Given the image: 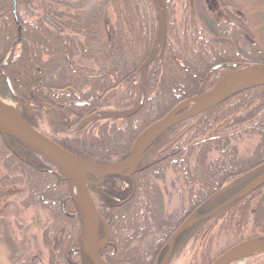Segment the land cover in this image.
<instances>
[{"label": "trees", "instance_id": "obj_1", "mask_svg": "<svg viewBox=\"0 0 264 264\" xmlns=\"http://www.w3.org/2000/svg\"><path fill=\"white\" fill-rule=\"evenodd\" d=\"M162 1L161 10L157 0H16L15 24L10 0H0V31L7 33L0 39V64L15 96L1 78V97L17 99L20 115L26 118L29 113L42 116L40 111L48 105L58 111L63 126H73L86 117L84 125L73 133L63 135L56 128L55 135L47 137L82 159L106 165L127 157L128 145L135 139L130 143L135 117L144 104L151 109L147 102L155 99L160 88L165 91L162 99L170 97L164 110L171 108L170 112L204 92L201 86L211 66H219L218 75L233 69V64L236 68L258 65L264 71V0H258L261 8L254 3L248 8L246 0H219L225 13V19L219 21L203 6L204 0H184L185 16L179 18L168 0ZM108 5L114 13L112 24ZM26 13L32 21L23 18ZM175 40H182L188 51L179 54ZM153 51L155 56L149 61ZM154 61L165 65L158 75L150 71ZM142 86L144 99L137 107ZM189 88H194L193 92L186 91ZM75 100L87 103L75 105ZM60 104H69L70 109ZM72 113L77 118L70 122L67 115ZM160 114L162 118V111ZM120 133L125 135L118 140L116 134ZM4 135L9 146L0 133V161L5 169L0 190L22 186L26 194L20 204L40 205L55 219L42 231L46 263L88 264L82 262L78 251L80 214L67 179L38 151L9 132ZM251 137L255 143L241 156L239 143ZM169 170L179 182L177 194L187 197V208L179 214L163 213L166 220H161L165 216L146 219L145 208L161 205V191L156 187L165 182ZM87 178L94 182L90 193L108 232L98 252L111 264H129L117 248L135 228L146 227L147 231L150 225L159 227L158 242L162 244L151 264H160L173 234L168 230L179 226L183 215L192 220L171 240L173 246L189 228L212 218L220 219L221 226L239 236L233 245L264 241V181L258 183L264 180V85L240 89L168 128L145 148L133 175L104 176L99 183L95 177ZM243 189L247 191L238 199L216 210ZM54 193L55 204L41 201V196L54 199L48 197ZM10 227L8 218L0 216V238L9 248L11 264H40L35 256L24 253ZM151 234L147 231L145 238ZM216 258L209 257L202 264H211ZM149 263L148 258L136 262Z\"/></svg>", "mask_w": 264, "mask_h": 264}, {"label": "rangeland", "instance_id": "obj_2", "mask_svg": "<svg viewBox=\"0 0 264 264\" xmlns=\"http://www.w3.org/2000/svg\"><path fill=\"white\" fill-rule=\"evenodd\" d=\"M70 1H72L73 3H76L77 0H70ZM183 1L184 0H168V2L170 3L169 5L173 6L175 10V15L177 18H179V16L181 15L185 16L184 13L182 12V6H183L182 2ZM246 1L247 3L245 4H247L248 8L250 7V5H252V3H254V7L261 8L262 6L258 0H246ZM219 4H220L219 0H204V5H203L207 8V11L209 12V14L210 15L212 14V16H215L218 21L221 19H225V13L221 5ZM161 8L163 9V5ZM108 9H109V18H110L109 21L112 24L114 22V13L112 12L110 5H108ZM25 15H23L24 19L29 20V21L33 20V18H31L27 13ZM14 23L16 24L18 22H15L14 20ZM262 24H264V19H263ZM169 26H173V24L169 23ZM1 27L3 26H0V30H2ZM3 33L4 32L0 31V35H3V36H0V39L3 38L5 34H7L6 32L4 34ZM168 34H169V31H168ZM168 39L173 40L172 37L170 38V35ZM182 40L173 41V43L175 44L174 46L178 49H181L179 50V54H183L184 52L188 51V50L183 49V48H188V47L183 45ZM168 44L166 45V47H164V50H167V47L169 46ZM205 47H206V44L203 42L201 49L205 51ZM43 57H46V55L44 54ZM226 59L228 60V58ZM153 64L154 65H151L150 67V71L152 72L154 71L157 75L160 73V69L164 68L165 66L163 64L158 65L157 62L155 61ZM207 72L209 73L205 77V80L203 81L202 86H201V89H203L204 92H206L208 88L212 85V83L214 84V82L218 79V77L222 75V74L218 75L219 72L217 71V69L214 71L212 66H211V71L208 70ZM162 78L163 77H161L160 81H162ZM178 81L180 80L178 79ZM236 84L239 85V83H236ZM190 87L192 88V85ZM160 90L157 93H155L157 94V96L155 97L154 100H152V102L151 101L147 102V104L151 103L149 104V106H151V109L150 110L146 109V106L144 104L143 107H141L142 109L138 112L137 116L135 117L136 118L134 121L135 126L131 128V130L129 131L130 143L133 137L135 138L137 137L138 133L142 132L145 128H147L152 123L161 119L159 117V115L161 116L160 114L161 111L164 117L165 114L171 109L170 108L164 111L166 107V103L170 101V97L167 100L163 98L165 100L164 101L162 97L164 96L165 91H163L164 89H162L161 91ZM188 90H190V88L186 89V91ZM193 90L194 88L191 89L190 91L193 92ZM201 94L193 96V97L200 96ZM0 100L2 101L4 99H0ZM5 100H9L11 104H14L15 106H17L18 114H20L21 108L18 102H14L10 100L9 98H6ZM190 104H186L185 105L186 108H188ZM44 110L45 111L43 110L40 111L44 113L42 114V116L38 117L35 114V117H33L32 120H30L29 122H32L34 124L33 127L40 133L42 134L45 133L47 134V136L48 135L54 136L55 135L54 130L57 128V125L55 123L54 118L52 119V111L51 110L49 111L46 108ZM127 133L128 131L126 132V134ZM116 135H118L117 139L121 140V138H123L122 136H124L125 134L120 133ZM254 143H255L254 137L245 138L238 145L239 154L241 156H246L250 152ZM6 145L9 146V143ZM112 145L116 146L115 144H112ZM130 147H131V144L128 145L129 150H130ZM4 175H5V169L2 165V162L0 161V178L3 177ZM158 184L159 186L156 187V190L161 191L160 194H158V196L159 195L160 197L162 196L163 200H161V205L159 206H156V205L154 207L151 206L150 201L147 204H145L146 206L148 205L151 206V207L148 206L149 209L145 208L144 206V208L146 209L145 211V213L147 214L146 216H148L146 217V219L148 218L150 219L152 217L155 218V217H160V216H165V215L168 216L172 214L182 213V209L185 210L187 208V204H186L187 197L185 194H183L184 192L182 193L183 195H180V196L177 194V192H179L180 185H179V182H177L175 179V173H173L170 170L167 171L165 182L162 181V182H159ZM228 186H229V183L227 184L226 187L229 188ZM25 194H26V191L24 190V188H22V186H19V185H15L13 187L9 186V187H5L1 189L0 190V216H5L10 221L11 233L13 237L18 241L24 253H27L30 256H35L40 261V264H47L46 262L48 259V252L42 242L43 241L42 231L44 230L45 226L47 227L50 224L53 225L55 223L54 222L55 219L51 216V211H49V209L41 207L40 205H32L31 207L30 206L23 207L20 204V198L23 197ZM71 195L77 207L75 198H77L78 196H81L79 189L76 187L73 188V190L71 189ZM48 197H51L54 199H51V200L49 198L45 199L41 196V201L42 202L50 201V203L52 204H55L56 201H58L56 200L57 198H56L55 193L52 195L48 194ZM150 208L152 209L151 211H150ZM70 209L71 208H68L67 210L71 212ZM69 211H68V214H70ZM166 216L164 217V219H161V220H166L165 219ZM189 217L190 216L185 217V215L181 216V218L183 219L182 222H180L181 224H179V226H176V227H172V228L170 227L168 231L170 232L173 231L174 233L179 228L182 229L185 226L182 224L184 223L186 224L187 223L186 220L190 219ZM163 222H160V226L163 225ZM221 222L222 221L220 219L214 220L212 218L208 222L206 221L204 223L197 224V226L192 227V229L189 228V230L186 231L185 233L186 236L182 238L178 244L173 246V244H171L170 242L171 245L169 246L167 245L169 249H167V252L162 256L161 263L164 262L165 264H202V262L205 259L207 260L209 257L215 258V257L220 256L221 253L225 252L226 250L234 246L233 242H235L237 238L239 237L233 232L227 230V227L221 226ZM94 223H95V220H94ZM158 228L159 227L157 226L150 225L147 231H150L152 234L151 236H147L146 238H145L146 235H144L147 232L146 227H142L138 229L135 228L133 233H129L131 234L130 236L127 234L128 240L127 239L125 240L126 243L125 244L122 243V246L120 245V247L117 248L118 253L122 252V256L125 258L124 260L127 261V263L129 264L130 263L132 264L134 262H135L134 264H136V262H143L144 259L146 258L150 260L149 264H151L153 262L152 260H154V258L157 256L158 249L162 248L161 247L162 244L160 243L161 244L160 245L158 242L161 239L160 238L161 234L159 233V231H157ZM97 229H98L96 233L97 237L100 238L101 240H104L105 238L104 225L99 224V228ZM123 235H126V234H123ZM123 235H122V238L124 237ZM130 239L132 240V242L130 241ZM121 242H124V240L122 239ZM97 244H101V242L98 241ZM172 247H174V249ZM263 263H264V254L262 253L258 254V250L254 249L253 247L246 246L244 249L238 251L235 255L227 259L223 264H263ZM0 264H11V261L9 259V248L5 244V242L2 240V238H0Z\"/></svg>", "mask_w": 264, "mask_h": 264}, {"label": "water", "instance_id": "obj_3", "mask_svg": "<svg viewBox=\"0 0 264 264\" xmlns=\"http://www.w3.org/2000/svg\"><path fill=\"white\" fill-rule=\"evenodd\" d=\"M11 1V12L15 22H18L17 16V8H16V0ZM159 5L162 7V0H158ZM162 9V8H161ZM155 56V52H153L148 60H152ZM232 70L224 73L215 81L209 90L201 94L200 96L193 97L187 101H184L173 110L168 112L164 117L157 120L156 122L149 125L142 132L138 133L137 137L134 139L133 143H131V147L127 157L119 162L107 164V165H97L91 161L84 160L75 154H72L65 149L58 146L54 141L47 138L45 135L37 131L33 128L29 123L21 119L19 115H12L0 109V133L2 134L4 141L8 144V140L4 135V131L9 132L10 134L16 137V140L24 142L38 151L42 156L51 161L62 174H64L65 179L68 181V185L71 188L72 185H76L81 193V198L84 199L86 204V211L83 213L80 212V247L79 252L81 256V260L83 263L88 264H110L105 261L98 254V250L100 246L94 249L89 243V223L90 219L94 216L99 218L98 212L93 202V198L90 195L88 190V186L91 185V182L85 178L88 176L98 178L97 183L101 181L104 176L110 175H120L123 177H128L133 175V173L138 169L140 164L141 154L144 149L152 143V141L160 135L162 132L167 130L169 127L182 122L183 120H187L192 118L216 103L220 102L225 97H228L231 93L243 89L248 86L253 85H264V71L258 65H249L245 67L236 68L235 65ZM214 69L217 68L213 67ZM7 81V84L10 87V82L6 76L4 77ZM232 80L236 83H239L238 87L226 94L225 96L215 100L219 89L222 87L223 83ZM143 90H141L140 100L138 103V107L141 105V101H143ZM190 100H193L194 103H188ZM192 103V102H191ZM186 104H190L188 108L183 109ZM150 139L147 142L143 143L142 148L138 152V146L142 143V140L148 136ZM86 162V164H82ZM88 163V165H87ZM264 180H260L258 183L263 182ZM247 189L241 190L239 193L222 203L216 210L222 208L226 204L230 203L234 199H238L239 196L244 194ZM183 225V224H182ZM181 230L179 228L176 232L171 235V240L178 234ZM107 238V234L105 236L104 241ZM171 242V241H170ZM102 244V243H101ZM246 246L253 247L258 251L264 252V242H254L251 240L240 242L239 244L234 245L229 248L227 251L222 253L216 260H214L211 264H223L227 259L235 255L238 251L244 249ZM164 263V262H163ZM161 263V264H163Z\"/></svg>", "mask_w": 264, "mask_h": 264}, {"label": "bare ground", "instance_id": "obj_4", "mask_svg": "<svg viewBox=\"0 0 264 264\" xmlns=\"http://www.w3.org/2000/svg\"><path fill=\"white\" fill-rule=\"evenodd\" d=\"M10 82V81H9ZM238 87V85L232 81V80H228L226 82L223 83L222 87L219 89V92L216 96V98H214L215 100L225 96L226 94L230 93L231 91H233L234 89H236ZM191 102H188V103H191V106L192 104L194 103L193 100H190ZM0 109L7 112V113H10L12 115H18V111H17V106H15L14 104H11L9 102V100H0ZM150 136L151 135H148L146 136L143 140H142V143L139 144L138 146V152L140 151V149L142 148L143 146V143L147 142V140L150 139ZM82 164H86V162L82 163ZM88 165V163H87ZM75 202L77 204V207L78 209L80 210L81 213L84 214V212L86 211V204H85V201L84 199L81 198V196H78L77 198H75ZM95 224H94V220L93 219H90V223H89V243L90 245L96 249L99 244H97L98 242H96V235H95Z\"/></svg>", "mask_w": 264, "mask_h": 264}, {"label": "flooded vegetation", "instance_id": "obj_5", "mask_svg": "<svg viewBox=\"0 0 264 264\" xmlns=\"http://www.w3.org/2000/svg\"><path fill=\"white\" fill-rule=\"evenodd\" d=\"M3 63H5V62H3ZM2 70H3V67H2V64H0V83H1V78H4L5 76H6V74H4L3 72H2ZM7 77V76H6ZM4 80L6 81V79L4 78ZM9 80V79H8ZM6 83H7V81H6ZM8 85V84H7ZM9 86V85H8ZM8 88H10L11 89V92H12V95L14 96V92H13V90H12V87H11V84H10V87H8ZM15 97V96H14ZM0 98H3V97H1V95H0ZM6 98H10V97H6ZM13 100V99H12ZM14 101H18L17 99L16 100H14ZM19 102V101H18ZM87 103V101L86 100H75L74 101V104L75 105H85ZM60 106L62 107V106H67L69 109H70V106H69V104H60ZM47 110H51L53 113H54V115H55V121H56V125H57V128H58V131L60 132V133H62L63 135L64 134H70V133H73L74 131H76V130H78L82 125H84L83 124V122H84V120H86V117H84V119H79V120H76V123L73 125V126H63V123H62V119H61V117H59V113H58V111L54 108V107H51L50 105H48V106H46L45 107ZM92 113V109H90L89 111H88V114H87V116L88 115H90ZM30 115V117L29 118H26V117H22L21 119H23V120H25L27 123H29L30 125H32L29 121L30 120H32V118H33V115L31 114V113H29ZM68 117H67V120L68 121H73L74 120V118H77V116L75 115V114H68L67 115ZM28 119H30L29 121H28ZM34 125V124H33ZM32 125V126H33ZM54 141V140H53ZM55 142V141H54ZM56 143V142H55ZM58 144V143H57ZM59 146V145H58ZM90 182H91V184L92 183H94L93 181H91L90 179H88ZM80 246V245H79ZM169 249V248H168ZM100 256L105 260V258H104V256L102 255V254H100ZM105 261H107V260H105ZM108 262V261H107ZM162 262V260L160 261V263ZM109 263V262H108ZM111 264V263H110Z\"/></svg>", "mask_w": 264, "mask_h": 264}]
</instances>
